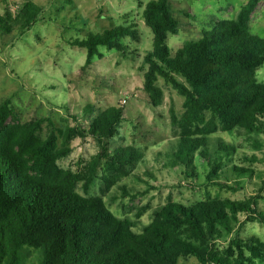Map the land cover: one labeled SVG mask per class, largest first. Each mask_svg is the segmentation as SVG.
<instances>
[{"label":"trees","instance_id":"16d2710c","mask_svg":"<svg viewBox=\"0 0 264 264\" xmlns=\"http://www.w3.org/2000/svg\"><path fill=\"white\" fill-rule=\"evenodd\" d=\"M258 3L247 0L234 18L211 21L214 27L203 29L200 38L185 41L175 53L167 38L177 32L180 22L170 0H149L144 5L142 18L152 32V46L142 58L143 90L153 108L164 100L158 80L183 98L180 114L172 104L169 107L177 138L165 153V165L180 168L188 179L198 178V165L205 169L207 183L228 190H235L227 184L231 177L238 184L251 176L252 169L227 167L236 147L216 136L220 132L242 131L257 147L264 146L259 138L264 135V82L256 76L264 64V38L251 27ZM41 13V6L25 0L16 14L7 9L0 15V31L15 28L22 33ZM126 38H138L134 23L90 32L70 45L86 49L83 67H87L101 55L100 47L129 54L122 42ZM10 105L9 99L0 103V264H19L24 247L33 248L28 255L37 253V264H178L188 257L199 264L264 263V244L255 236L239 235L245 223L264 224L260 195L190 206L169 201L153 208L151 220L136 231L141 214L135 219L116 216L100 195L76 191L81 184L87 193L100 172L102 192L118 186L127 193L119 182L136 171L145 152L130 145L110 149L106 142L124 120L123 106L96 110L85 105L79 119L86 126L73 116L76 125L65 128L63 137H89L98 148L87 169L74 172L59 166L70 149L55 148L54 132L44 141L37 137L43 120L9 122ZM146 175L154 177L149 171Z\"/></svg>","mask_w":264,"mask_h":264},{"label":"rangeland","instance_id":"374dc122","mask_svg":"<svg viewBox=\"0 0 264 264\" xmlns=\"http://www.w3.org/2000/svg\"><path fill=\"white\" fill-rule=\"evenodd\" d=\"M25 0H19L24 2ZM42 7L40 19L22 33L14 28L9 33L0 31V103L11 102L12 118L9 122L26 123L42 119L37 131L44 141L54 132L55 148H69L70 152L59 159L62 168L74 172L87 169L98 148L92 138L66 140L63 130L87 122L79 119L83 107L94 105L96 110L110 106L124 107V120L116 133L106 140L110 149L134 146L144 150V161L136 171L123 178L127 193L118 186L102 192L101 173L94 179L87 193L82 185L76 191L83 196L100 195L109 210L116 216L135 219L141 214L140 231L147 224L153 208L169 201L186 206L213 199H242L246 194L260 195L259 208L264 210V146L257 147L242 131L218 133L216 136L236 147V153L227 167L232 165L253 170L250 177L235 183L231 177L227 184L235 187L207 183L205 169L198 165V178L188 179L180 168L165 165V153L177 138V130L171 127L169 107L176 113L183 111V98L171 87L158 80L164 90L161 106L153 108L148 94L143 90L145 66L143 55L152 46V32L142 18L144 5L149 0H31ZM247 0H170L174 16L179 20L177 32L168 34L167 44L175 53L185 41L201 37L203 29H211L218 19L234 18ZM181 10V11H180ZM186 11L191 17L185 16ZM134 23L138 30L136 40L123 39L129 54L123 56L116 50L100 47V56L83 67L86 49L70 45L74 39H84L90 32H101L118 25ZM253 32L264 38V0L251 16ZM259 81L264 82V64L256 71ZM264 140V135H260ZM176 142V141H175ZM254 156L258 160L251 159ZM151 172L154 177L146 175ZM223 182L224 179L221 178ZM244 218L242 217L241 220ZM239 235L246 239L257 237L264 244V224L245 223ZM24 247L19 264H37V253ZM178 264H199L196 258L180 259ZM264 264V263H263Z\"/></svg>","mask_w":264,"mask_h":264},{"label":"built area","instance_id":"2783aa9c","mask_svg":"<svg viewBox=\"0 0 264 264\" xmlns=\"http://www.w3.org/2000/svg\"><path fill=\"white\" fill-rule=\"evenodd\" d=\"M21 3L19 0H0V15H4L7 9L16 14L21 8Z\"/></svg>","mask_w":264,"mask_h":264}]
</instances>
